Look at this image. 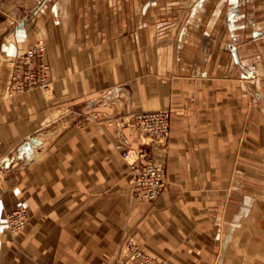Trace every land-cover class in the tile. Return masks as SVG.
Returning <instances> with one entry per match:
<instances>
[{
	"label": "crops",
	"instance_id": "0c3cea01",
	"mask_svg": "<svg viewBox=\"0 0 264 264\" xmlns=\"http://www.w3.org/2000/svg\"><path fill=\"white\" fill-rule=\"evenodd\" d=\"M38 40L50 91L11 93L9 59ZM161 108L167 183L139 201L117 145L138 144L131 112ZM249 159L264 161V0H0V264H134L126 233L149 264H231L253 237L231 224Z\"/></svg>",
	"mask_w": 264,
	"mask_h": 264
},
{
	"label": "built area",
	"instance_id": "2783aa9c",
	"mask_svg": "<svg viewBox=\"0 0 264 264\" xmlns=\"http://www.w3.org/2000/svg\"><path fill=\"white\" fill-rule=\"evenodd\" d=\"M12 68L10 76L11 93H21L29 91L34 87L40 88L44 92L51 89L49 80V65L46 60V46L43 42H38L21 53L9 59ZM133 127L142 133H148L157 144L163 143L170 132V110L159 109L135 112L130 115ZM157 146V145H156ZM145 152H140L139 157L128 161L133 169V187L146 186L147 189L139 196L143 199H152L159 192L165 181V167L161 161L147 159L137 168L138 160L145 158ZM127 156V154H126ZM129 160V159H128ZM28 209L24 204L17 205L6 215V224L12 235L21 232L28 221ZM127 247L134 250V254L141 257L140 250L133 239H128ZM143 259V257H142ZM127 264V263H126Z\"/></svg>",
	"mask_w": 264,
	"mask_h": 264
},
{
	"label": "rangeland",
	"instance_id": "374dc122",
	"mask_svg": "<svg viewBox=\"0 0 264 264\" xmlns=\"http://www.w3.org/2000/svg\"><path fill=\"white\" fill-rule=\"evenodd\" d=\"M38 42L44 43L43 40H38L36 43H38ZM36 43H34V44H36ZM49 80H50V78H49ZM34 88H36V87H34ZM34 88H32V89H34ZM48 92H44V93L47 94ZM161 109H169L170 110V108H161ZM156 110H159V109H156ZM141 111H149V110H141ZM135 112H140V111L131 112L130 115L135 113ZM130 115H129V117H127V119H125L124 123L127 126H129L130 128H132L133 131H135L136 138L138 140L137 141L138 144L136 147H124V145H126V146L128 145L129 141L126 140L125 138L121 137V140L119 141V144L117 146L122 147L120 149H121V155L123 156V158L126 159V161L128 163V161H130L131 159H134L135 157H139L140 152H145L144 154H145L146 159L141 158L140 160H138V163H141V164H137V166H138L137 168H139L141 165H143L142 163H145L147 159H154V160L156 159L158 161H161V160L154 157V151L161 149V148L164 149L168 145V141H169V137H170V133H171V110H170V132H169V136L161 144H157L153 140V137L150 136L148 133H142L139 129L133 127V125L131 124V121H130ZM93 117L96 118L95 115ZM126 154H127V156H126ZM249 161H251L252 163H248L247 170H245V169L242 170V174L243 173L247 174L248 175V181H250L251 183H248L246 185V187H245V185H240V183H234L232 188H231L233 191H239L240 187H243V189H245V188L247 189V192L249 193V198H248L249 199L248 200V204H249L248 206L249 207H248L247 215L244 216V214L241 215L238 212L240 215L236 214V216L233 217L231 224H238V225L242 224V225L246 226L247 229L249 230L248 234L250 236H253V237L250 240L248 239L249 240L248 242L244 241V240H240V242H237L236 241L237 238L234 239L235 241H233V243H232L233 246H232L231 256H230L231 264H234V262H238L235 264H244V262L241 263L240 261H242L241 259H245V258H246V260H250V258H258L259 261H261V262L264 261V240H263L264 234L262 233V235H261V230L258 229V227L264 228V211H263V216H261V213L259 212V209L263 208V210H264V161H254L251 159H249ZM161 162L164 164V167H165V181H164L163 186L160 189V192L154 198H152L150 200L143 199L142 196H139L141 192H144L147 189L146 186L141 185V186H138L135 188L133 187V185H132V183H133V178H132L133 169L131 168L130 164L128 163L129 168H130L129 183H130V186L132 188L133 195H134L135 199H137L139 201H153L164 190L166 183H167V168H166L165 162L164 161H161ZM256 162H258V163H256ZM240 173L241 172H240L239 168H237L235 170V173H234V176H236L237 182L239 181V174ZM256 195H258V196H256ZM255 196L259 197V198L256 199ZM28 213H29V210H28ZM28 221H29V215H28ZM28 221H27V223H28ZM22 230H21V232H22ZM18 234H16V235H18ZM243 235H245V232L242 233V238H244ZM128 239H133V242L135 244H137V246L139 247V250L141 251L140 252L141 257L135 255L134 250L127 247ZM121 251L124 254L130 255L131 258L135 259L134 264H139V263L144 264V262H145V264H149V262H148L149 261V257H148L149 254L146 252L145 249L142 248L141 244L136 240V238H134L133 236H131L127 233L124 234V236H123V239L121 242ZM240 255H242V256H240ZM142 257H143V259H142ZM123 264H126V263L124 262ZM127 264H129V263H127Z\"/></svg>",
	"mask_w": 264,
	"mask_h": 264
}]
</instances>
